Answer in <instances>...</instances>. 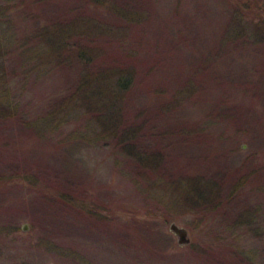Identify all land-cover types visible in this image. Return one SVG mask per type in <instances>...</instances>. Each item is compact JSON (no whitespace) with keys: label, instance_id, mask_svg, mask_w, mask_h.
Wrapping results in <instances>:
<instances>
[{"label":"rangeland","instance_id":"rangeland-1","mask_svg":"<svg viewBox=\"0 0 264 264\" xmlns=\"http://www.w3.org/2000/svg\"><path fill=\"white\" fill-rule=\"evenodd\" d=\"M95 1L0 0L12 48L0 51V264H264V42L247 24L264 18V0ZM77 20L93 28L70 42L100 49L89 67L55 49ZM117 64L136 75L123 109L127 123L139 114L131 142L157 165L86 140L94 123L81 114L65 119L81 74ZM24 171L35 186L14 179ZM186 178L219 184L218 207L179 203ZM172 199L186 212L160 216Z\"/></svg>","mask_w":264,"mask_h":264},{"label":"trees","instance_id":"trees-1","mask_svg":"<svg viewBox=\"0 0 264 264\" xmlns=\"http://www.w3.org/2000/svg\"><path fill=\"white\" fill-rule=\"evenodd\" d=\"M101 1V0H100ZM99 0L95 2L100 4ZM240 9L237 10V17H239ZM6 10L0 7V16L6 15ZM0 21H3L0 20ZM80 24H76L71 29H61L59 33V38L57 41L60 42L56 44L58 55H62L63 52L67 54L72 52L76 53V59L83 62V65L89 67L90 62H94L95 56L99 55V47L97 46H85L83 44H74L70 42V38L73 32L89 34L90 30L92 31L93 26H89L87 31L83 30V23H88L86 20L81 23V20H77ZM244 23V22H243ZM248 26L253 29V34L250 36L256 42H264V18L261 19L258 23L247 22ZM240 25V24H239ZM239 27V26H238ZM247 28V27H246ZM245 28V29H246ZM59 31V29H58ZM86 36L85 38H87ZM10 37L0 42V51L6 57L11 52V41ZM56 41V43H57ZM93 48V49H92ZM72 56V55H71ZM135 70L131 66H123L120 64L114 65L106 69H96L95 66L90 68L84 74H81L79 77L80 84L76 87L75 91L70 94L71 107L68 113L66 114L65 119L67 122L76 121L77 118L81 117L82 120L94 123L87 126V131L90 134V137H85L86 140H116L117 149L123 156L127 159H131L139 164L144 165H157L160 161L159 155L147 154L144 152H139L138 148L131 142L133 140V135L140 133L142 129H138L136 126L139 125L137 120L139 119V114L136 115L135 121L132 123H127V118L123 111L125 102L127 99V92L131 89L135 82ZM63 123H65L63 121ZM118 123L120 125L118 126ZM138 124V125H137ZM96 125V126H95ZM129 125V126H127ZM95 126V127H93ZM93 134L96 137H92ZM103 138V139H102ZM159 161V162H158ZM13 178V177H12ZM5 178L0 177V182ZM14 179L25 183H30L31 186L37 184V179L34 175L30 173L20 172ZM188 183L180 185L182 188L174 191L173 194H179L181 199L179 203L188 204L192 203L195 207L192 209L195 215H199L198 211H204L206 214L208 211L215 210L220 202V186L217 183H214L212 180H202L197 178L195 181L186 178ZM183 182V181H182ZM240 184V183H239ZM239 184H236L231 190L228 196L233 197L235 195V190L238 189ZM195 194L196 196L190 198V194ZM59 197L65 203H68L70 206H80L83 210L92 211V208L89 206V203L86 200L75 198L69 193L61 192ZM196 202H190L195 201ZM168 207L166 210H162L160 216L163 217H172L176 211L186 212L185 209L178 208L173 209L171 206L178 205L175 202V199H172L171 202H168ZM187 208V207H186ZM196 209V210H194ZM198 210V211H197ZM148 216H150L148 214ZM159 216V214L157 215ZM247 218V217H246Z\"/></svg>","mask_w":264,"mask_h":264},{"label":"water","instance_id":"water-1","mask_svg":"<svg viewBox=\"0 0 264 264\" xmlns=\"http://www.w3.org/2000/svg\"><path fill=\"white\" fill-rule=\"evenodd\" d=\"M23 229L26 230L27 226L24 225ZM170 232H172L177 237V243L180 246L186 245L190 242L188 231L185 227L176 224L175 222H171L168 226Z\"/></svg>","mask_w":264,"mask_h":264}]
</instances>
